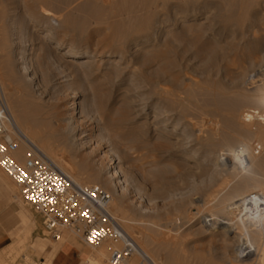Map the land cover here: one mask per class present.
Returning <instances> with one entry per match:
<instances>
[{"label":"rangeland","instance_id":"rangeland-1","mask_svg":"<svg viewBox=\"0 0 264 264\" xmlns=\"http://www.w3.org/2000/svg\"><path fill=\"white\" fill-rule=\"evenodd\" d=\"M225 1L0 0V91L29 140L8 122L18 159L49 145L45 157L81 173L74 183L112 195L114 218L153 264H264V221L246 234L251 244L240 233V244L227 240L230 248L210 229L242 196H264V140L254 132L264 123L244 119L264 112L248 98L264 94V0ZM67 49L83 56L66 58ZM154 116L189 148L160 135ZM187 152L195 160L182 159ZM116 168L120 178L112 180ZM0 177L11 184L8 196L0 193V264H57L52 251L74 240L84 257L78 264L107 263L109 243L91 249L71 233L43 239L40 217L1 169ZM21 210L36 221L39 251L14 246ZM100 250L105 256L90 260Z\"/></svg>","mask_w":264,"mask_h":264},{"label":"built area","instance_id":"built-area-1","mask_svg":"<svg viewBox=\"0 0 264 264\" xmlns=\"http://www.w3.org/2000/svg\"><path fill=\"white\" fill-rule=\"evenodd\" d=\"M9 112L0 91V169L16 186L20 200L40 217L48 238L58 241L71 233L91 249L110 242L106 264H153L114 218L109 192L74 183L32 148L18 159V139L6 129Z\"/></svg>","mask_w":264,"mask_h":264},{"label":"bare ground","instance_id":"bare-ground-1","mask_svg":"<svg viewBox=\"0 0 264 264\" xmlns=\"http://www.w3.org/2000/svg\"><path fill=\"white\" fill-rule=\"evenodd\" d=\"M231 1V0H230ZM245 3L246 2H248L249 0H243ZM150 2V1H149ZM224 2H226L225 0H224ZM151 3V2H150ZM149 3V4H150ZM199 3V2H198ZM228 3H230L229 2V0H228ZM193 4H195V3H193ZM227 4V3H226ZM233 4V3H232ZM148 5V4H147ZM148 6H150V5H148ZM145 7V6H144ZM148 9V8H147ZM147 12V11H146ZM230 14V16H229V19L231 20V13H229ZM227 16V15H226ZM231 17V18H230ZM131 19V18H130ZM228 19V18H227ZM225 20V19H224ZM226 21V20H225ZM228 21V20H227ZM141 22V21H140ZM147 23V22H146ZM149 24V23H148ZM145 25H147V24H145ZM63 47V45L60 43V42H57L56 43V48H62ZM217 47V46H216ZM219 47H221V46H219ZM214 49H215V47H214ZM217 49V48H216ZM219 49V48H218ZM236 50V49H235ZM223 54V53H222ZM236 54V53H235ZM233 55V54H232ZM63 56L64 57H66V58H69V59H71V60H73V59H80L83 55L81 54V53H79V52H76V51H74V50H72V49H67L66 50V52L63 54ZM163 56V55H162ZM161 56V57H162ZM238 57V56H237ZM240 57V56H239ZM235 58V57H234ZM233 58V59H234ZM22 60H21V63H26L27 61L25 60V57H22L21 58ZM246 60V59H245ZM233 61V60H232ZM240 61V60H239ZM228 62H230L231 63V61H228ZM232 63H235L236 64V62H232ZM234 64V65H235ZM228 65H230L229 63H228ZM223 67V66H222ZM229 68V67H228ZM230 69H231V67H230ZM229 69V70H230ZM236 72V71H235ZM225 73H226V71H225ZM235 76V75H234ZM246 77V76H245ZM260 80H262V79H260ZM264 80V79H263ZM256 82V81H255ZM260 82V81H259ZM175 83H178V82H175ZM213 83V82H212ZM249 83V82H248ZM262 83V82H261ZM181 85V84H180ZM213 85V84H212ZM254 85V84H253ZM263 86H264V84H262ZM177 86V85H176ZM206 87V86H205ZM209 87V86H208ZM173 88V87H172ZM182 88V87H181ZM202 88H203V86H202ZM211 88V87H210ZM249 88V87H248ZM251 88V87H250ZM176 89V88H175ZM174 89V90H175ZM189 89H190V87H189ZM209 89V88H208ZM215 90H216V88H215ZM187 91H188V89H187ZM199 91V90H198ZM209 91V90H208ZM214 91V90H213ZM248 91V90H247ZM259 92H260V89L258 90ZM263 93H264V91L263 90H261ZM207 92V91H206ZM212 92V91H211ZM210 92V93H211ZM219 92V91H218ZM245 92V91H244ZM252 92V91H251ZM258 92V93H259ZM184 93V92H183ZM187 93V92H186ZM199 93V92H198ZM202 93V92H201ZM216 93V92H215ZM222 93V92H221ZM257 93V91H256V93L255 94H257V96L256 95H254V96H252L250 93H248V94H250L251 95V97H248L250 100H252L253 102H252V104L255 102L257 105H260V106H262V105H264V94H258ZM187 94H189V91H188V93ZM213 94V93H212ZM247 94V93H246ZM200 95V94H199ZM222 95V94H221ZM171 96V95H170ZM218 96V95H217ZM245 98V97H244ZM247 98V97H246ZM200 99V98H199ZM228 99V98H227ZM171 100V99H170ZM219 100V99H218ZM225 100V99H224ZM248 100V99H247ZM250 100H248V101H250ZM247 101V102H248ZM224 102V101H223ZM249 104V103H248ZM256 104H254V105H256ZM74 105H76V104H74ZM225 105V104H224ZM195 106V105H194ZM226 106V105H225ZM231 106V105H230ZM234 106V105H233ZM238 106V105H237ZM233 108V107H232ZM230 109V108H229ZM222 110V109H221ZM235 110V109H234ZM259 110V109H258ZM232 111V110H231ZM246 110H244V112H245ZM194 112V111H193ZM223 112V111H222ZM226 112H229V111H226ZM157 113V112H156ZM156 113H154V114H156ZM174 113V112H173ZM192 113V112H191ZM246 113V112H245ZM211 114V113H210ZM220 114V113H219ZM227 114V113H226ZM252 114L253 115H249V114H246V116L244 117V119H246V122L248 123V122H251V121H254L255 119L256 120H258L259 121V119H260V121L261 122H263L264 123V112L263 113H260L259 111H254V112H252ZM149 115V114H148ZM157 115V114H156ZM243 115H244V113H243ZM227 116V115H226ZM237 115H235V114H233V113H230V114H228V116L226 117L228 120H229V122L232 124L233 122H234V119H236L235 117H236ZM149 117V116H148ZM157 116H154V118H153V122L155 123V125H154V129L155 130H158L159 132V134L160 135H165V136H167L168 138H170L171 140H175V142H174V144L176 143L177 145H179L181 148H184L185 147V149H188L189 147H186V142H184L180 137H179V134H174L175 133V131H173L172 133H168L167 131H165L164 130V125L163 126H161V125H159L158 123H157V118H156ZM214 117H217V116H215L214 115ZM255 117H258L259 119H257V118H255ZM160 119V118H159ZM168 119V118H167ZM122 120V119H121ZM210 120V119H209ZM255 120V121H256ZM160 121V120H159ZM213 121V120H212ZM233 121V122H232ZM236 121V120H235ZM238 121H240V120H238ZM258 121H256L257 123H258ZM9 124H10V126H11V130H12V132L14 133V134H16L20 139H21V141H23L24 143H26L27 144V142L29 141L28 139V141L25 139V135H23L22 134V132L17 128V126H16V124H15V121H14V117L12 116V114L9 112ZM72 121L70 120L69 121V124L71 123ZM152 122V123H153ZM244 123V122H243ZM226 124V123H225ZM251 124H253V123H251ZM250 124V125H251ZM256 124V123H255ZM209 125V124H208ZM218 125V124H217ZM227 125V124H226ZM233 125H235V124H233ZM237 125V124H236ZM248 126H249V123L247 124ZM264 125V124H263ZM177 126V125H176ZM68 127V126H67ZM232 127V126H231ZM241 127V126H240ZM251 127V126H250ZM256 127V126H255ZM177 128V127H176ZM175 128V129H176ZM234 128V127H233ZM253 128V127H252ZM261 128V127H260ZM72 129V128H71ZM185 129V128H184ZM241 129V128H240ZM251 129V128H250ZM176 130H178V129H176ZM228 130V129H227ZM245 130V129H244ZM253 130V129H252ZM213 131V130H212ZM249 131V130H248ZM254 131V130H253ZM252 131V132H253ZM214 132V131H213ZM212 132V133H213ZM240 132V131H239ZM251 132V133H252ZM254 132H256L255 133V135H257L258 136V139L260 138V140L262 141V140H264V129H259V130H256V131H254ZM212 133H211V135H212ZM238 133V132H237ZM241 133H243L242 132V130H241ZM241 133H239V134H241ZM249 133H250V131H249ZM157 134V133H156ZM205 134V133H204ZM254 134V133H253ZM210 135V134H209ZM243 135V134H242ZM82 136V135H81ZM86 136V135H85ZM85 136H83V137H85ZM244 136V135H243ZM254 136V135H253ZM82 137V138H83ZM158 137V136H157ZM244 137H246V136H244ZM256 137V136H255ZM82 138H78V139H73L72 140V143H73V146L74 147H77V146H80L82 143H79V142H77V141H79L80 139H82ZM238 138H239V135H238ZM241 138H243V137H241ZM241 138H239V139H241ZM249 139V138H248ZM250 140V139H249ZM225 141V140H224ZM231 143V142H230ZM189 144V143H188ZM33 146V145H32ZM219 146V145H218ZM238 146V145H237ZM31 147V146H30ZM258 147V146H257ZM260 147V146H259ZM263 147V146H262ZM262 147H260V149L262 148ZM229 148V147H228ZM50 149H52V148H50L49 147V145H46V144H44V145H41L40 147H38V151H35L36 153L38 152L39 154H40V156L43 158V159H45V160H47L48 162L50 161V163H52V165H53V167H55L56 169H57V171H59L60 173H62L63 175H65V176H67V177H69L73 182H75V181H77V180H80V182H81V179H79L80 178V174L81 173H73V171L71 172V171H69V169H70V167H68V166H66L63 162H62V160L60 161L59 159H56L53 155H49L50 157H45V154H49L50 153ZM35 150V149H34ZM248 150V149H247ZM52 151V150H51ZM54 152V151H53ZM111 152V151H110ZM37 153V154H38ZM38 154V155H39ZM51 154V153H50ZM55 154V153H54ZM194 155H196V157H198L199 155L196 153V154H194ZM249 155V154H248ZM253 155V154H252ZM183 156V158L182 159H184V160H186V161H189V160H192V159H194L193 158V156L191 155V154H189L188 152L187 153H184V155H182ZM49 158H50V160H49ZM63 159V158H62ZM219 159V158H218ZM195 160V159H194ZM65 161V160H64ZM114 161V160H113ZM66 162V161H65ZM236 163V162H235ZM68 164V163H67ZM237 164V163H236ZM161 167V166H160ZM60 168V169H59ZM69 168V169H68ZM249 168V167H248ZM72 169V168H71ZM83 168H81V170H82ZM163 169V168H162ZM85 170V169H84ZM78 171V170H77ZM76 171V172H77ZM86 171V170H85ZM159 171H160V169L159 168H154L153 169V172H152V175H153V173H154V176H156V175H158L157 173H159ZM80 172H82V171H80ZM156 173V174H155ZM90 174H91V172H90ZM161 174V173H160ZM84 175V174H83ZM89 175V174H88ZM90 177H92V176H90ZM97 177V176H96ZM110 178L112 179V180H117V179H119L120 178V175H119V173H118V169L116 168V170H114L112 173H111V175H110ZM95 179V178H94ZM78 182V181H77ZM116 184H117V182H115ZM14 184V183H13ZM81 185V184H80ZM13 199L15 198V196H13L12 197ZM15 199H17V198H15ZM237 203V202H236ZM222 206V205H221ZM219 208H221V207H219ZM254 208V209H253ZM118 209V208H117ZM116 209V210H117ZM235 209H236V211L235 212H233V213H231V214H229V215H226V216H221L220 218H222L221 220H216V222H214V224H213V226L210 228L211 230H218L220 233H219V235H221V237H222V241H226V242H224L225 243V245H226V247L227 248H230L231 247V245H232V243H235V242H238L239 240L237 239L238 237H241V235H240V233H244L243 234V236L245 235V237L247 238V236H246V234L248 235V232L250 231V229H252L253 227H255V228H257V227H259V228H261L262 227V222L264 221V196H259V195H255V194H249V195H244V196H242L241 198H240V200L238 201V205H235ZM251 210V209H253V211H257V212H255V213H250V211H248V210ZM113 210H114V208H113ZM219 210V209H218ZM118 211V210H117ZM117 211H115L116 213H117ZM216 212V211H215ZM221 213L223 212L222 211V208H221V211H220ZM219 212V213H220ZM119 213H121V212H119ZM118 214V213H117ZM217 214V213H216ZM220 218H217V219H220ZM125 225V228L128 230L127 232L129 233L130 231V229L132 230L133 228L132 227H129L128 225H126V224H128L125 220H126V218L125 217H122L121 219H120ZM135 230V229H134ZM134 230H133V232H134ZM135 233H136V231H135ZM134 236V235H133ZM135 237V236H134ZM245 238V239H246ZM136 240H137V238H135ZM138 240H141V239H138ZM227 240H235V242H232V241H230V242H228ZM43 241V240H42ZM140 242V241H139ZM41 243V242H40ZM105 243H109L110 245H112L110 242H105ZM105 243H103L104 245H106ZM147 243V242H146ZM241 242H238V243H236V244H240ZM247 243H249V244H251V242H250V240L247 238ZM102 244V245H103ZM144 244H145V242H144ZM146 245V244H145ZM148 247V246H147ZM28 248V247H27ZM60 248V247H59ZM113 248V246L112 247H110V250L109 251H111V249ZM239 248H241L240 247V245L238 246V248L236 249L235 248V252H240V254H241V252H242V250L241 249H239ZM232 249V248H231ZM57 250H59L58 248L54 251H52V253L54 252H58ZM101 251V250H100ZM105 251V250H104ZM104 251L102 252H99V255H97V258H90V260H92V261H98V260H101V258H103L104 256H105V254H104ZM155 251V250H154ZM154 251H153V249L151 250V249H149V252L151 253H149L150 255H155V253L157 254V252H155L154 253ZM53 253V254H54ZM243 253V252H242ZM162 254V253H161ZM156 259V258H155ZM158 260V259H157ZM159 261V260H158ZM170 262V261H169ZM130 264V263H129ZM161 264V263H160ZM178 264V263H177Z\"/></svg>","mask_w":264,"mask_h":264},{"label":"crops","instance_id":"crops-1","mask_svg":"<svg viewBox=\"0 0 264 264\" xmlns=\"http://www.w3.org/2000/svg\"><path fill=\"white\" fill-rule=\"evenodd\" d=\"M10 192H11L10 182L6 178L0 177V193H2L5 196H8ZM18 219H19L18 226L12 233V236L15 239L14 246L15 247L23 246L26 249L28 247L36 251H39V247H40L39 242L41 240H36L35 242H32V230L36 224V221L33 219L31 215L27 214L23 210L20 211V216ZM40 233L43 239L48 238V234L46 233L47 237H45L44 231L42 229L40 230ZM75 242H76L75 240L66 242L63 246L58 248L59 249L57 250L58 252H55L52 255L51 260H53L56 254L59 253L57 258V264H78L79 260L82 262L83 251L80 250L79 246L75 244Z\"/></svg>","mask_w":264,"mask_h":264}]
</instances>
